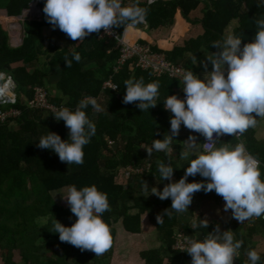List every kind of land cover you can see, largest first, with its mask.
Returning a JSON list of instances; mask_svg holds the SVG:
<instances>
[{
  "label": "trees",
  "instance_id": "1",
  "mask_svg": "<svg viewBox=\"0 0 264 264\" xmlns=\"http://www.w3.org/2000/svg\"><path fill=\"white\" fill-rule=\"evenodd\" d=\"M33 0H7L0 4V11L5 7L11 16L22 15L29 9ZM258 0H160L149 5L147 0H127L124 6L138 4L148 9L146 21L151 31L169 28L175 21L178 12L189 23H201L204 34L176 47L166 53V57L175 63H181L186 71L192 70L197 75L203 73L199 61L205 58L204 52H215L212 43L222 40L228 30L236 23L233 32L242 37L243 44L253 42L257 31L254 17L264 15V7H257ZM202 17L192 20L190 15L200 6ZM46 21L33 20L27 25V37L22 46L14 48L9 44L6 27L0 18V71L7 72L18 83V102L16 105H0V113L12 108L22 111L17 119H8L0 125V255L2 264H110L114 256V245L117 242V225L132 235L142 233V217L148 216L154 227L159 245L139 252L144 264H191L192 257L186 251L173 248L175 234L179 229L202 241L217 225L220 231L231 230L235 239L242 240L240 255L234 264H249L246 252L264 248V218H254L252 224L245 226L239 221L226 223L213 222L202 211L203 199L220 200L222 197L215 191L194 193L188 212L187 221L180 218V213L172 212L164 215L165 209L171 207V198L160 200L157 196L142 192V181H147L149 189L157 187L163 190L168 180H162L158 165L163 162L174 168L173 177L179 181V168L171 157L164 152H153L148 158L146 147L153 140L163 139L165 133L171 134L168 110L164 101L174 95L179 80L168 77H154L150 71L137 68L135 60L128 61L115 72L117 60L120 58L118 43L115 39H100V33H92L75 47L46 48L49 38L43 35ZM143 25V24H139ZM144 26V25H143ZM123 33L124 28H114ZM51 40V38H50ZM142 44L147 45L146 41ZM73 49L81 55V61L75 60L67 68L64 57L72 59ZM153 52L160 53L157 48ZM197 57V65L191 57ZM47 58L40 65L42 58ZM91 59L95 69H86L84 61ZM60 70L61 78L55 82L57 96L49 93L51 104L75 110L79 101L85 97H97L104 109L97 112L91 106L85 109L89 119L96 125V133L90 143L84 146V162L82 165H68L61 162L56 153L50 149L36 147L39 139L49 132L60 135L62 140L69 137V129L63 120L56 121L54 113L44 114L43 110H31L28 101L32 100L38 88H50L49 73ZM211 65H209V71ZM110 76L118 85L117 91H103V82ZM140 80L144 83L159 82L157 105L142 112L138 103L124 104L126 94L125 81ZM1 82V80H0ZM54 86V85H53ZM47 116V117H46ZM202 142L203 136L196 133ZM112 141L113 145H109ZM247 151L264 164V141L257 139L255 131L249 128L243 134ZM223 143L235 145L237 140L229 136ZM178 146L179 157L181 145ZM176 146V147H177ZM151 168L142 174H132L130 178L121 176V170L128 166H145ZM184 170L188 164H184ZM264 179V167L260 166ZM172 177V178H173ZM191 182H200L205 178L197 174L188 177ZM124 180L121 182L120 180ZM173 182V180H172ZM190 182V183H191ZM95 185L99 191L107 194L110 211L102 215L109 225L113 238L112 247L103 255L95 256L91 251H81L69 243L59 240V233L53 230L54 219L70 227L77 219L70 207L57 203L55 193L71 186L78 190L85 186ZM146 194H150L146 197ZM161 214L162 223L157 222ZM207 218L208 228H192L193 221ZM131 236V235H130ZM245 238L255 242L247 248ZM53 254L49 257L47 254ZM258 264H264V249ZM262 252V253H261Z\"/></svg>",
  "mask_w": 264,
  "mask_h": 264
},
{
  "label": "clouds",
  "instance_id": "2",
  "mask_svg": "<svg viewBox=\"0 0 264 264\" xmlns=\"http://www.w3.org/2000/svg\"><path fill=\"white\" fill-rule=\"evenodd\" d=\"M152 3L155 0H148L149 5ZM257 7H264V0H258ZM28 11L26 8L24 16ZM42 11L53 30L59 28L73 41H82L101 30L111 34L113 28L133 29L146 23L148 13L146 7L138 4L124 6L123 0H46ZM254 21L257 31L253 42L242 47V37L234 33L214 41L211 47L216 51L207 53L199 61L203 78L192 70L185 71L181 77L185 98L170 95L164 101L165 110L173 114L170 118L171 134L165 133L163 139H155L150 147L145 148L148 158L153 152L172 154L173 138L179 135L182 124L191 132L201 134L206 141L197 143L194 135L184 141L185 149L180 152V157L194 158L179 181L172 182L174 168L163 162L158 165L161 181L170 182L162 191L157 187L149 189L147 181H142L143 193L150 190V194L160 200L171 198V207L164 210V215L187 211L196 192L215 191L225 201L224 210H231L237 221L243 223L264 216V179L261 178L259 160L247 151L243 142L235 146L229 143L217 146L219 137L243 135L257 125V117L264 119V15L254 17ZM71 55L72 59L63 58L67 68L72 66L73 60L79 63L82 58L74 49ZM191 59L197 65V57L193 55ZM7 79L0 87V96L7 95L14 79L12 76L4 78L0 73L1 82ZM124 83V104L138 101L136 106L142 112L157 105L158 81L145 84L143 79H128ZM13 89L18 99L14 85ZM89 106L97 112L104 110L94 97L81 99L74 111L67 107L57 110L54 118L65 122L69 129L68 139L62 140L57 133L49 132L39 139L36 147L52 150L61 162L68 165H82L84 146L96 133V125L85 111ZM197 174L205 179L187 182L189 176ZM62 197L77 219L70 227L54 219L51 232L59 233L61 242L81 251H91L95 256L105 254L113 244L110 227L102 219L103 213L110 211L107 194L95 185L79 190L71 186L68 194ZM156 219L159 224L163 222L161 214ZM208 226L207 218L192 224L193 229ZM188 244L183 251L192 257L191 264H234L243 241L235 239L231 230L221 232L217 225L202 241L190 240ZM246 256L249 264H258L261 259L255 249L247 251Z\"/></svg>",
  "mask_w": 264,
  "mask_h": 264
},
{
  "label": "crops",
  "instance_id": "3",
  "mask_svg": "<svg viewBox=\"0 0 264 264\" xmlns=\"http://www.w3.org/2000/svg\"><path fill=\"white\" fill-rule=\"evenodd\" d=\"M200 1L205 2L207 0H200ZM45 3H46V0H44V2L42 4V10H43ZM0 4L6 5L7 0H0ZM202 8H203V6L201 5L197 10L193 11L190 15V18L192 20H200L202 17ZM24 12L22 15L13 17L9 14V11L5 7H3V9H1V11H0L1 22L7 29V33H8V37H9V44L14 48L20 47L24 44L25 39L28 35L27 25L31 21H33L29 17L30 16L29 11H28V14L26 16H24ZM43 20L46 21L44 13L42 15V20H39V21H43ZM143 25H137L135 28H133L134 30H132V31H130V30L123 31L125 40L128 43H137V42L141 43L142 41H146L147 46H150L152 49L157 48V50L160 51V53H158V54H162L165 56H166L167 52H171L176 47H183L185 42H187L191 39H197L204 34V30L202 28L201 23L196 22V24L195 23L193 24V23L187 22L183 18V16L180 14V12H179V14L178 13L176 14L175 21H174L173 25L169 28L164 27V28H161V29L156 30V31H151L148 28L147 21H146V23H143ZM235 26H236V23H234L233 26L228 30L227 34L232 33ZM101 34H102V31H101ZM101 34H100V39L103 40V38L101 37ZM43 35L46 38H49V41L46 42V48H49L52 45L60 47V48H70V47L72 48V47H75L81 43V41H79V40H77V41L71 40L65 33L60 31L59 28H56L55 30H53L52 26L48 22H46V25L43 29ZM50 38H51V40H50ZM207 53L208 52H204V55H206ZM168 60L174 64L182 65L181 63H175V62L171 61L170 59H168ZM45 61H47V58H45V57L42 58L40 65H42V64L44 65L46 63ZM84 65H85L86 69H95V66H94L95 64L92 62L91 59H86L84 61ZM0 73L4 74V78L5 77L11 78V76L7 72L0 71ZM198 76L200 78H203V73L198 75ZM110 77H112V76H110ZM60 78H61L60 70H57V71H52L51 73H49V76L47 79L50 82V84H53L55 86V84H56L55 82H58L60 80ZM173 80H179V84H180L178 86V88L176 89L174 95H176L178 98L182 99V94L184 93L182 90L183 81H182V79H179V78H175ZM113 81H114V79H113ZM45 89L52 96L58 95L57 91H55L52 88H48V89L45 88ZM118 89H119V87H118ZM111 91H113V90H111ZM95 98H97V97H95ZM98 100L99 99L97 98V101ZM43 112L46 115L49 114L46 111H43ZM168 113L172 117L173 114L170 111H168ZM252 129L255 131V135H256L257 139L260 141H264V119H260L259 117H257V125ZM189 135L196 136V133L191 132L190 130L185 128L184 125L182 124L181 128H180L179 135L173 138V145H172L173 153L168 154L169 157H171L172 161L175 162L177 167L179 168V172H178V176H177L178 178L182 177L186 171V170H184V167H183L184 164L189 165L190 160L194 158V156H190L188 159H182L181 157H179V151H178L177 145H181L180 148H182L181 151H183L185 149L184 141H186L188 139ZM227 138L223 141H226ZM202 140H203V138H202ZM241 141L244 143L243 137H242ZM197 143L202 144L201 140L199 141L198 139H197ZM236 144H238V140H237ZM235 145H232V146H235ZM121 176L123 177L124 175L122 174ZM128 178H130V177H128ZM172 180H173V182L177 181V180H175L174 177L172 178ZM120 181L124 182L123 179ZM187 182L190 183L191 180H189V178H188ZM147 195L148 194H146V196ZM201 203H202L201 208H202L204 215L207 216L208 218L212 219L213 222L226 223L229 221H231V222L237 221L236 219L233 218L231 210H228V211L224 210L225 201L223 200V198H221L220 200L203 199L201 201ZM189 217H190V214H189L188 210L180 213V218L184 219V221H187L189 219ZM254 218H256V217H253L249 220L252 222L254 220ZM145 219H147V223L149 225L148 227H149L150 231H152L153 233L156 234V237L158 240L157 233H156L154 227L149 223L147 215H143V217H142V229H143V231L139 235H132V234L127 233L125 230H123L121 228V224H118L117 225L118 240L116 242V245L118 247L117 246H116L117 248L115 247V253H116V250L118 248L119 249L120 248L125 249V251L121 255H120V253H116V254L114 253V256H113L110 264H132V261H129L128 258H126L125 260H123V258L127 255V253H129L131 250H133V241H134L133 237L142 236L145 233V231H147V229L145 228ZM257 219H260V217ZM179 231H184V230L179 229L177 232H179ZM148 233H149V231H148ZM260 241L255 242L249 238H245V243H246L247 248L253 246L255 243L257 245ZM142 244H143L142 246L146 245L145 243H142ZM157 246H155V247H157ZM153 247L154 246L146 247V248H144V250L150 249ZM261 247H262V249L261 250L259 249L257 251H262L264 249L262 243H261ZM141 250H143V249H141ZM140 260L143 262V260L141 258H140ZM133 263H135V262H133Z\"/></svg>",
  "mask_w": 264,
  "mask_h": 264
},
{
  "label": "built area",
  "instance_id": "4",
  "mask_svg": "<svg viewBox=\"0 0 264 264\" xmlns=\"http://www.w3.org/2000/svg\"><path fill=\"white\" fill-rule=\"evenodd\" d=\"M127 0H123L125 3ZM160 0H155V3ZM44 0H33L30 9H29V17L32 20H42V4ZM154 4V3H152ZM101 37L103 39L111 38L117 41V45L120 51V58L117 60V65L114 68V71L117 72L122 65L127 63L128 61L135 60V65L137 68H140L145 71H150L154 77H168L171 79L179 78L181 79L183 73L186 71L182 65L174 64L170 62L165 55L158 54L153 52V49L150 46H147L142 43H128L125 40L124 34L119 33L116 29L111 30V34L105 33L102 30ZM9 79L0 82V87H2ZM105 90H118V85L113 81V78L103 82V91ZM95 98V97H94ZM185 98V93L182 94V99ZM97 99V98H96ZM17 94L14 92L13 85L10 84L8 88V93L5 96H0V105L5 104H17ZM28 108L31 110H43L48 113H53L59 110V107L51 104L49 100V92L40 87L37 89L35 96L32 100L28 101ZM22 115V111L19 109L12 108L9 111H3L0 113V125L7 121L8 119H17ZM228 136L231 135H223L219 137L218 144L225 140ZM238 140V143H241V139L243 135L233 136ZM205 138L203 137L202 143H205ZM109 145H113L112 141H108ZM218 146V145H217ZM263 165L259 161V166ZM151 164H146L145 166H128L121 170V173L126 177H130L132 174H142L144 170L150 168ZM264 218V216H262ZM251 221H245L242 224L245 226L251 225ZM190 240H199L196 236L187 234L184 231H179L175 234V243L173 248L175 250L183 251L189 246L188 242Z\"/></svg>",
  "mask_w": 264,
  "mask_h": 264
},
{
  "label": "rangeland",
  "instance_id": "5",
  "mask_svg": "<svg viewBox=\"0 0 264 264\" xmlns=\"http://www.w3.org/2000/svg\"><path fill=\"white\" fill-rule=\"evenodd\" d=\"M179 14V12H178ZM181 14V13H180ZM130 31L134 30V29H129ZM50 88L54 89L55 91H57L55 89V86L53 85H50ZM57 93L59 94V92L57 91ZM68 189L69 188H66L62 191H58L55 193V198L57 200V203L60 204V205H63V206H66V207H69L68 204L66 203V201L63 199L62 195H67L68 194ZM148 223H147V219H145V228L147 229V231H145V233L142 235V236H136V237H133L134 241H133V250H131L129 253H127V257L125 256L123 258V260H125L126 258L129 259V261H132V264H144L141 260H140V256H139V252L141 249H144L146 247H152V246H157L159 245V240H157V237H156V234L153 233L152 231H150L149 227H148ZM149 231V233H148ZM118 240V238H117ZM142 243H145L146 245L145 246H142L143 244ZM117 245L115 244L114 245V253H115V247ZM118 247V246H117ZM116 247V248H117ZM125 251V249H122V248H118L116 250V253H120V255ZM115 253V254H116ZM45 255H48L49 257H52L53 254H49L47 252V254ZM115 259V258H114ZM122 260V259H121ZM135 262V263H133ZM0 264H2V258H1V255H0ZM19 264H25L24 262H20Z\"/></svg>",
  "mask_w": 264,
  "mask_h": 264
},
{
  "label": "water",
  "instance_id": "6",
  "mask_svg": "<svg viewBox=\"0 0 264 264\" xmlns=\"http://www.w3.org/2000/svg\"><path fill=\"white\" fill-rule=\"evenodd\" d=\"M12 85H14V88H18V83L15 79L12 80Z\"/></svg>",
  "mask_w": 264,
  "mask_h": 264
}]
</instances>
